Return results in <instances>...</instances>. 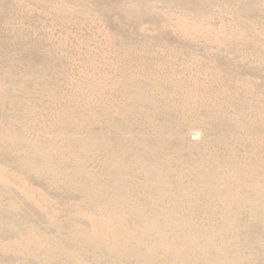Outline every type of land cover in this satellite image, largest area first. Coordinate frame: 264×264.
Listing matches in <instances>:
<instances>
[{"label": "rangeland", "instance_id": "374dc122", "mask_svg": "<svg viewBox=\"0 0 264 264\" xmlns=\"http://www.w3.org/2000/svg\"><path fill=\"white\" fill-rule=\"evenodd\" d=\"M0 264H264V0H0Z\"/></svg>", "mask_w": 264, "mask_h": 264}]
</instances>
